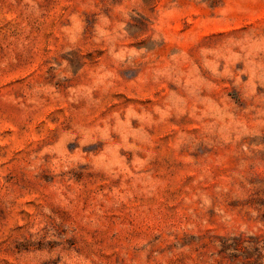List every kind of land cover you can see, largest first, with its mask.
<instances>
[{
    "label": "rangeland",
    "instance_id": "374dc122",
    "mask_svg": "<svg viewBox=\"0 0 264 264\" xmlns=\"http://www.w3.org/2000/svg\"><path fill=\"white\" fill-rule=\"evenodd\" d=\"M0 264H264V0H0Z\"/></svg>",
    "mask_w": 264,
    "mask_h": 264
}]
</instances>
